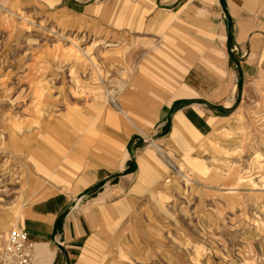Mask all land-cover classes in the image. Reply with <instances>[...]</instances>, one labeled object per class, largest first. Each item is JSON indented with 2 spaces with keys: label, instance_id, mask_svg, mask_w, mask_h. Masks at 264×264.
Returning a JSON list of instances; mask_svg holds the SVG:
<instances>
[{
  "label": "rangeland",
  "instance_id": "obj_1",
  "mask_svg": "<svg viewBox=\"0 0 264 264\" xmlns=\"http://www.w3.org/2000/svg\"><path fill=\"white\" fill-rule=\"evenodd\" d=\"M187 1L0 0V249L31 198L25 171L40 173L19 153L21 136L54 118L87 131L121 117L111 98L119 103L153 52L193 48L194 31L178 21ZM261 31L256 53L237 52L230 38L225 51L217 43V60L234 62L237 82L232 102L200 99L219 117L206 137L173 152L142 140L154 147L162 183L97 264H264V24Z\"/></svg>",
  "mask_w": 264,
  "mask_h": 264
},
{
  "label": "crops",
  "instance_id": "obj_2",
  "mask_svg": "<svg viewBox=\"0 0 264 264\" xmlns=\"http://www.w3.org/2000/svg\"><path fill=\"white\" fill-rule=\"evenodd\" d=\"M178 11V21L194 31L193 48L153 52L120 88L119 103L111 98L121 117L101 118L87 131L54 118L21 136L19 153L40 172L25 171L31 198L19 213L33 242L34 264H97L114 246L118 227L130 223L134 208L162 183L154 147L142 140L170 150L190 146L219 118L200 99L232 102L236 65L228 57L219 63L217 43L223 51L230 38L237 52H259L264 0H189ZM198 24L209 30L201 33ZM245 66H239L243 72ZM199 72L211 78L207 85L199 83ZM161 137L164 143H158Z\"/></svg>",
  "mask_w": 264,
  "mask_h": 264
},
{
  "label": "built area",
  "instance_id": "obj_3",
  "mask_svg": "<svg viewBox=\"0 0 264 264\" xmlns=\"http://www.w3.org/2000/svg\"><path fill=\"white\" fill-rule=\"evenodd\" d=\"M34 246L29 233L22 227L8 229L0 249L3 264H34Z\"/></svg>",
  "mask_w": 264,
  "mask_h": 264
},
{
  "label": "bare ground",
  "instance_id": "obj_4",
  "mask_svg": "<svg viewBox=\"0 0 264 264\" xmlns=\"http://www.w3.org/2000/svg\"><path fill=\"white\" fill-rule=\"evenodd\" d=\"M151 143V142H150Z\"/></svg>",
  "mask_w": 264,
  "mask_h": 264
}]
</instances>
